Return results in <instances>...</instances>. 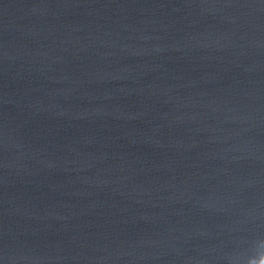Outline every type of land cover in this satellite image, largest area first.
Returning a JSON list of instances; mask_svg holds the SVG:
<instances>
[{"label": "water", "instance_id": "obj_1", "mask_svg": "<svg viewBox=\"0 0 264 264\" xmlns=\"http://www.w3.org/2000/svg\"><path fill=\"white\" fill-rule=\"evenodd\" d=\"M0 264H264V0H0Z\"/></svg>", "mask_w": 264, "mask_h": 264}]
</instances>
